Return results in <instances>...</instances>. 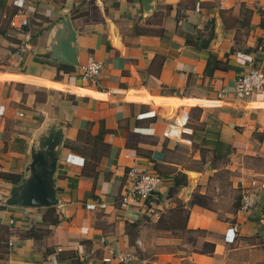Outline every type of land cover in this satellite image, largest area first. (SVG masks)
<instances>
[{"label": "crops", "instance_id": "crops-1", "mask_svg": "<svg viewBox=\"0 0 264 264\" xmlns=\"http://www.w3.org/2000/svg\"><path fill=\"white\" fill-rule=\"evenodd\" d=\"M13 12L0 0V264H264V92L232 93L237 75L264 70V0H35L20 54ZM64 17L76 66L49 51ZM88 57L101 70L81 82ZM182 109L203 128L164 137ZM51 125L57 203L3 204ZM131 167L162 182L122 208ZM245 190L258 197L247 211ZM108 251L137 258L103 263Z\"/></svg>", "mask_w": 264, "mask_h": 264}, {"label": "built area", "instance_id": "built-area-1", "mask_svg": "<svg viewBox=\"0 0 264 264\" xmlns=\"http://www.w3.org/2000/svg\"><path fill=\"white\" fill-rule=\"evenodd\" d=\"M35 0H10V4L14 7V12L8 19V26L12 31L20 36V42L15 47L16 53L25 52L30 44L31 32L29 29L28 21V8ZM101 70V64L88 57L86 62L77 68L76 76L81 82H94L98 77ZM223 89L219 91V95L223 93ZM264 92V70L260 67H251L248 71L236 76L232 85V93L235 98L241 101H249L253 94ZM190 114L187 109H182L174 119L168 122L162 134L166 138L178 140L183 136V131L187 122H189ZM127 175L131 180V186L128 192L120 196L119 205L122 208L129 207L131 205L146 206L147 201L155 195V191L161 184V177L152 172L149 168H134L131 167L127 171ZM251 186L254 187V182H251ZM240 208L241 210H250L256 207L258 204V197L253 190H245L241 194ZM1 199V196H0ZM88 208L94 207V204L86 205ZM102 207V204L98 205ZM231 227L227 228L229 230ZM227 232V231H226ZM234 236L232 232L225 238L231 240ZM9 243V242H8ZM137 258L136 254L132 251H108V254L101 258L103 263H108L111 260L118 263H126Z\"/></svg>", "mask_w": 264, "mask_h": 264}, {"label": "water", "instance_id": "water-1", "mask_svg": "<svg viewBox=\"0 0 264 264\" xmlns=\"http://www.w3.org/2000/svg\"><path fill=\"white\" fill-rule=\"evenodd\" d=\"M53 37L51 57L58 62L76 66L75 49L72 45L75 34L68 17L58 22ZM64 34V35H63ZM51 125L29 149L27 175L12 186L9 196L3 201L5 205L21 207L50 206L57 203L54 189V171L61 144V129ZM193 173L190 171V174Z\"/></svg>", "mask_w": 264, "mask_h": 264}, {"label": "rangeland", "instance_id": "rangeland-1", "mask_svg": "<svg viewBox=\"0 0 264 264\" xmlns=\"http://www.w3.org/2000/svg\"><path fill=\"white\" fill-rule=\"evenodd\" d=\"M195 129V128H198V129H202L203 128V125H201V124H198V123H196V121H195V119H192L191 120V118L189 119V122H187V124H186V126H185V130L183 131L185 134H188L189 132H190V130H192V129ZM192 144V143H191ZM192 146H193V144H192ZM194 148V147H193ZM201 153V155H204V153L203 152H200ZM180 154L182 155V156H184V157H186L187 158V162H186V164H190L191 162L189 161V158H192L191 156L193 155V153L192 152H189V154H187V149H185V150H183V149H181V151H180ZM204 159V158H203ZM196 163V162H195Z\"/></svg>", "mask_w": 264, "mask_h": 264}, {"label": "trees", "instance_id": "trees-1", "mask_svg": "<svg viewBox=\"0 0 264 264\" xmlns=\"http://www.w3.org/2000/svg\"><path fill=\"white\" fill-rule=\"evenodd\" d=\"M72 68V67H71ZM13 175H8V178H10V177H12ZM174 183V182H173ZM173 186H174V184H173ZM171 191H172V189H170ZM183 206L182 205H180V206H178V207H176L177 208V210H178V215H180L181 213V209H183L182 208ZM180 213V214H179ZM183 217H185V215H183Z\"/></svg>", "mask_w": 264, "mask_h": 264}]
</instances>
